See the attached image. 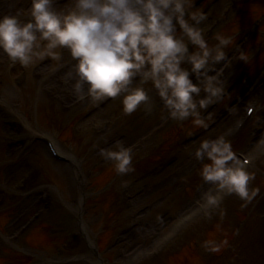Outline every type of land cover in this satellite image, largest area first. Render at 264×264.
Segmentation results:
<instances>
[{
    "label": "rangeland",
    "instance_id": "374dc122",
    "mask_svg": "<svg viewBox=\"0 0 264 264\" xmlns=\"http://www.w3.org/2000/svg\"><path fill=\"white\" fill-rule=\"evenodd\" d=\"M69 2L55 0L53 8L68 11L72 6ZM63 3L68 7H62ZM194 3L195 8L209 13L200 27L210 45H215L216 33L225 31L223 35L233 37V44L225 50L228 58L239 46L246 47L250 35L264 22V0H194ZM30 7L31 0H0V16L21 11V19L26 21ZM189 49L194 50L191 45ZM60 51V69H68L58 74L57 62L46 61L44 74L54 73L52 80L46 79L47 83L42 82L40 76L32 77V71L22 81H13L20 65L15 64L18 68L12 70L9 58L0 57V258H8V262L2 264H60V259L69 261L83 256L87 251L85 244L77 242L73 248L69 246L80 215L91 238L95 241L101 237L103 245H107L109 264H143V260L150 259L155 241L168 232L175 218L190 211L197 200H204V194L211 186L205 184L200 175H195V151L199 142L222 135L230 137L245 106L256 100L252 89L260 85L258 90H264V28L248 50L247 61L237 60L223 78L225 85L228 84L224 98L215 107L202 110V118L208 127L192 124L182 137H177L173 130L169 134L167 131L175 124L180 126L192 119L172 120L151 83L144 85L150 101L131 115L124 114L122 98L97 103L90 98L78 100L72 87L74 80L67 76L75 61L68 50ZM183 67L190 69L191 66L185 64ZM191 78L196 83L195 76ZM86 92L85 86L82 94L86 95ZM55 97L62 103L48 102ZM10 107L14 110L10 111ZM50 107L55 108L58 115L52 116ZM15 110L25 113L39 131L55 135L62 149L73 151L78 157L87 195L81 214L80 189L71 187L63 166L50 158L37 138L28 140L31 131L23 126ZM209 114L211 119H208ZM11 121L20 124L18 127L22 130H12ZM61 121L62 127L67 129H56ZM21 141L25 145H20ZM117 141L132 149L134 172L118 174L115 162L100 156V148L116 150L113 146ZM164 142L166 146L161 148ZM13 143L14 147H20L12 149ZM236 149L253 160L256 168L248 169L255 176L250 181V188L260 189L256 174L259 170L260 174L264 173V104ZM101 169L104 170L102 175ZM186 179L191 181L193 188L181 193L180 188ZM46 189L52 191V204L43 209L40 208L39 194ZM127 197H132L136 204L127 203ZM235 197L229 207L240 199ZM117 200L120 205L128 204L131 208L127 211L116 208ZM31 204L35 206L32 210ZM222 211L220 213L227 211V207ZM259 212H264L263 206ZM132 218L146 221L143 225H133ZM33 219H36L35 230L31 232L33 227L24 237L16 239L18 228ZM138 227L137 234L144 237L137 238L126 230ZM117 239L125 240L126 246L113 250L118 245ZM179 240L170 249L179 248L182 242ZM144 251H150L148 257ZM237 254L242 255V251ZM199 264H203L202 259Z\"/></svg>",
    "mask_w": 264,
    "mask_h": 264
},
{
    "label": "clouds",
    "instance_id": "9594fccd",
    "mask_svg": "<svg viewBox=\"0 0 264 264\" xmlns=\"http://www.w3.org/2000/svg\"><path fill=\"white\" fill-rule=\"evenodd\" d=\"M54 3L31 0L26 21L21 11L0 16V51L13 65L27 69L51 60L59 70L60 50L66 49L75 61L72 87L78 100L122 98L124 114L131 115L150 101L144 85L151 83L172 120L191 118L194 126L208 127L202 110L224 98L222 76L230 61L225 50L233 37L216 33V43L210 45L200 27L209 13L195 8L194 0H70L68 11L54 10ZM239 59L246 62L247 54L241 51ZM113 147L116 150L100 148V156L115 162L118 174L134 172L132 149L122 141ZM195 158L208 161L202 163L199 175L215 189V194L210 189L203 197L207 214L227 195L239 197L245 202L242 207L259 195L258 188L249 189L255 179L247 170L249 162L237 156L225 136L201 140ZM202 246L212 253L221 251V244L212 240Z\"/></svg>",
    "mask_w": 264,
    "mask_h": 264
},
{
    "label": "bare ground",
    "instance_id": "6f19581e",
    "mask_svg": "<svg viewBox=\"0 0 264 264\" xmlns=\"http://www.w3.org/2000/svg\"><path fill=\"white\" fill-rule=\"evenodd\" d=\"M64 8H65V6H64ZM55 10V9H54ZM2 52V51H1ZM6 59V58H5ZM71 66V68L73 67L72 65H70ZM70 70V69H69ZM69 72V71H68ZM68 76V75H67ZM68 78H72V80H74V83H75V73H72V76L71 77H69L68 76ZM73 83V84H74Z\"/></svg>",
    "mask_w": 264,
    "mask_h": 264
}]
</instances>
